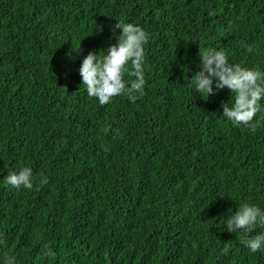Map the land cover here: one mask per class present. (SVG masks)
Instances as JSON below:
<instances>
[{"label":"trees","instance_id":"trees-1","mask_svg":"<svg viewBox=\"0 0 264 264\" xmlns=\"http://www.w3.org/2000/svg\"><path fill=\"white\" fill-rule=\"evenodd\" d=\"M116 20L150 34L145 84L100 104L79 68ZM209 46L264 71V0H0V258L264 264L243 243L264 227L224 225L264 207V107L253 130L222 117L227 87L193 91ZM24 166L32 188L3 182Z\"/></svg>","mask_w":264,"mask_h":264},{"label":"clouds","instance_id":"clouds-1","mask_svg":"<svg viewBox=\"0 0 264 264\" xmlns=\"http://www.w3.org/2000/svg\"><path fill=\"white\" fill-rule=\"evenodd\" d=\"M113 35L115 43H109L98 53L90 51L79 68L88 95L96 98L100 104L120 94L135 99L137 93L142 94L145 84V46L150 34L139 24L120 20L114 26ZM200 58L202 66L190 79L193 91L209 98L214 92V85L216 90L227 87L235 96L232 95L231 100L223 104L222 117L254 130L259 123L254 117L264 107L261 104L264 100V71L232 63L224 49L211 46L200 52ZM125 73L135 78L128 81ZM2 180L16 189H30L33 187V169L24 166L11 170ZM42 182H47V178ZM225 220L228 232L251 233L257 226L264 227V207L250 202L239 203L237 210L231 209V215L226 216ZM243 243L253 253L264 252V231L246 235ZM0 264H17L16 257L4 254Z\"/></svg>","mask_w":264,"mask_h":264}]
</instances>
